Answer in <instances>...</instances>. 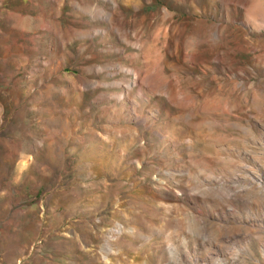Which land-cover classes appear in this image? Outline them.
I'll return each instance as SVG.
<instances>
[{
  "label": "rangeland",
  "instance_id": "1",
  "mask_svg": "<svg viewBox=\"0 0 264 264\" xmlns=\"http://www.w3.org/2000/svg\"><path fill=\"white\" fill-rule=\"evenodd\" d=\"M263 8L0 0V264H264Z\"/></svg>",
  "mask_w": 264,
  "mask_h": 264
},
{
  "label": "bare ground",
  "instance_id": "2",
  "mask_svg": "<svg viewBox=\"0 0 264 264\" xmlns=\"http://www.w3.org/2000/svg\"><path fill=\"white\" fill-rule=\"evenodd\" d=\"M262 5H261V3H260V6H259V4H256V5H254L253 6V10L252 11H254L255 13H257V12H262V7H261ZM264 9V8H263ZM137 75V74H136ZM144 80V79H143ZM134 112V111H133Z\"/></svg>",
  "mask_w": 264,
  "mask_h": 264
}]
</instances>
